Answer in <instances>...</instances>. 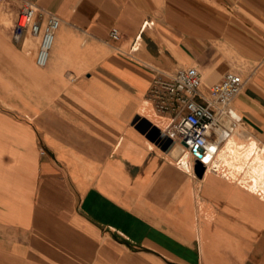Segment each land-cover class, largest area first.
Masks as SVG:
<instances>
[{"label":"crops","instance_id":"obj_1","mask_svg":"<svg viewBox=\"0 0 264 264\" xmlns=\"http://www.w3.org/2000/svg\"><path fill=\"white\" fill-rule=\"evenodd\" d=\"M27 3L61 20L44 67L14 37ZM192 67L244 77L230 148L264 160V0H0V264H264V193L232 156L199 176L148 138L172 122L155 70Z\"/></svg>","mask_w":264,"mask_h":264},{"label":"built area","instance_id":"obj_2","mask_svg":"<svg viewBox=\"0 0 264 264\" xmlns=\"http://www.w3.org/2000/svg\"><path fill=\"white\" fill-rule=\"evenodd\" d=\"M37 12L32 4L24 6L14 37L19 39L26 28L39 36L36 63L44 67L61 20L55 14H47L42 24L36 20ZM110 38L119 40L120 31L112 28ZM244 84V77L233 72L227 73L221 81L205 86L200 71L195 67L174 72L155 70L150 96L157 111L171 115L172 122L166 135L188 153L193 167L199 162L207 170L221 147L234 135L243 133L232 104Z\"/></svg>","mask_w":264,"mask_h":264},{"label":"bare ground","instance_id":"obj_3","mask_svg":"<svg viewBox=\"0 0 264 264\" xmlns=\"http://www.w3.org/2000/svg\"><path fill=\"white\" fill-rule=\"evenodd\" d=\"M233 144L236 145L237 143H235V141L231 139L224 145L223 148H221L220 152L217 155V158L213 162L214 165L212 163L213 168L209 169L219 170L218 167L221 159H225L227 155H231L232 161L228 163L229 171L242 172L245 177V185H249L250 187H252L251 183H253L257 187V189L264 192V160L260 156L252 154L254 144H251L249 147L239 145L242 150L236 149L235 147L230 148L233 146ZM173 151H177V158L188 155V153L179 145H177L173 149Z\"/></svg>","mask_w":264,"mask_h":264},{"label":"water","instance_id":"obj_4","mask_svg":"<svg viewBox=\"0 0 264 264\" xmlns=\"http://www.w3.org/2000/svg\"><path fill=\"white\" fill-rule=\"evenodd\" d=\"M148 138L151 141L159 144L162 149L166 151H171L177 146L165 133H162L157 127H151L148 133ZM205 169V166L199 162L195 163L194 165V171L199 176L203 174Z\"/></svg>","mask_w":264,"mask_h":264},{"label":"rangeland","instance_id":"obj_5","mask_svg":"<svg viewBox=\"0 0 264 264\" xmlns=\"http://www.w3.org/2000/svg\"><path fill=\"white\" fill-rule=\"evenodd\" d=\"M251 185H252V187H255V188H257L253 183H251ZM261 193H264L263 191H261Z\"/></svg>","mask_w":264,"mask_h":264}]
</instances>
